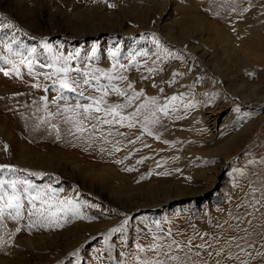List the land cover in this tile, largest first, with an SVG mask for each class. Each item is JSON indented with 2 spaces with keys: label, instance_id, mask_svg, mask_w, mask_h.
<instances>
[{
  "label": "rangeland",
  "instance_id": "obj_1",
  "mask_svg": "<svg viewBox=\"0 0 264 264\" xmlns=\"http://www.w3.org/2000/svg\"><path fill=\"white\" fill-rule=\"evenodd\" d=\"M43 43L51 46V52ZM30 48L36 53L29 55ZM70 55L67 64L73 70L67 74L69 78L76 77L79 68L101 70L118 59L122 60L121 73L125 76L131 69L138 86L148 84L147 92L164 91L171 105L167 115L158 110V116L169 122L154 147L158 154L153 161H144L150 165L140 170L148 174L160 170L158 158L170 155L168 152L186 166L206 169L207 175H216V179L197 198V207L210 211L222 202L224 182L230 181V202L255 208L262 217L263 235L253 240L248 256L250 264L264 263V0H0V84H36L48 94L58 92V99H71L73 93L61 88L53 75L55 68L64 64L57 60L52 66V57ZM150 60L157 68L163 66L160 63L166 65L139 73L138 67ZM92 74L98 77L99 72ZM73 80L80 82L79 88L101 83L100 79L89 80L85 85L83 77ZM128 85L126 92L133 93L136 85ZM107 90L113 93L110 86ZM111 96L120 104L126 98L115 92ZM144 102L143 97L135 100L127 113ZM3 124L9 132L14 127L9 120L0 119V167L7 166L0 171V179L27 182L17 183V191L28 228L16 233L5 230L0 264L147 262L144 256L152 251L137 245L138 226L147 222L142 216L150 213H156L150 221L161 220L162 209L168 206L137 207L136 196L144 187L140 181L124 179L118 162L93 165L84 157L72 160L59 155L61 164L56 167L22 163L13 158V142L1 128ZM134 143L128 146L134 156L145 159L151 153ZM109 164L116 170H110ZM187 176L184 173L183 178ZM147 183L150 186L152 180ZM28 184L43 190L46 201L55 199L58 190L66 196L71 189L80 215H73L71 208L68 215L59 210L58 217L44 227L40 215L29 216L28 212L43 208L45 215L48 205H41L39 199L29 203L27 195L34 196L36 191L30 189L25 194ZM199 184L204 185V180ZM5 190L11 194L7 186ZM192 198L170 199L169 212ZM206 199L207 204L202 205ZM92 203L98 205L96 209L90 207ZM36 220L39 223L30 226Z\"/></svg>",
  "mask_w": 264,
  "mask_h": 264
},
{
  "label": "bare ground",
  "instance_id": "obj_2",
  "mask_svg": "<svg viewBox=\"0 0 264 264\" xmlns=\"http://www.w3.org/2000/svg\"><path fill=\"white\" fill-rule=\"evenodd\" d=\"M63 58L65 57L60 59L62 64H64ZM121 61H118V59L111 60V63H107L101 70L111 73L113 77H122L123 79L114 78L109 82L98 71L99 75L97 76L101 83H91L87 87L76 88L75 91H71L74 95L71 99L68 97H61L65 100L58 99V92L48 94L44 87L42 88L45 90L36 84L35 87L32 84H0V119H4L6 123L9 120L14 126L11 132L7 131L4 124L1 128L12 139L11 151L13 158H17L20 162L30 166L45 165L50 167L59 165L61 162L59 155H65L72 160L84 157V159L95 163L93 165H103L104 162L121 163V170L124 171L123 178L140 181L141 188L144 187L142 193L136 196L134 203L137 204V207H159L160 209L161 206H168V208L162 209L161 220L157 222L150 221L153 215H156V213H150L142 216L147 222H143L138 226L139 230L136 234L137 245L140 248L152 251L144 256L147 258L148 264H157L158 261H163V264L252 263L248 255L252 251L253 240L261 239L263 235L262 217L255 208H245L244 205L238 204L236 200L230 202L232 197L227 187L230 181L224 182L223 189L225 193L223 194L222 202L210 211L197 207V198L203 196L213 186L216 179V175L208 176L206 169H199L198 165L186 166L181 158L178 159L174 157L175 154L168 152L170 155H161L158 158L162 164L160 170L149 174L140 170L142 167H149L150 164H147V162L153 161L155 154L159 152L158 148L155 149L154 147L161 140L159 139L160 132L165 131L169 121L166 120L167 118L159 117L158 110L167 105V113H169L168 104L171 105V102L168 101V97L162 89H159L158 92H147L151 88H149L148 84L146 86L144 84L138 86L136 82L138 78L136 81L132 80L134 77L131 78L133 72H130L131 69L124 76L119 69ZM152 63L154 62L151 60L146 63L143 62L141 68L138 67L137 71L140 73L151 68L161 70L166 65V62H163L160 63V66H163L157 68ZM110 64L112 65L110 66ZM84 70L79 68V73L77 72L78 75L74 76V78L67 76L69 83L71 84L73 79L78 77H83L84 80L86 78L82 75L84 72L89 74L87 79L92 81V73L97 71ZM56 75L58 81L65 79L64 73ZM129 78H131L129 83L136 85L133 93L126 92ZM35 82L37 81L35 80ZM103 83L115 85L126 93L124 96L126 98L125 100L122 99L121 104H125L129 96H133L137 92H143L141 97L144 98L145 102L140 105H145V107L140 110V114L136 116L135 120L131 121L134 126H128L129 120L123 121L122 124L116 123L112 116H105L103 111H92L86 118L82 108H75L77 101L82 105L92 103V100L84 99V97H91L93 100L101 99L102 91L97 89ZM80 91H83L84 97L78 95ZM113 93L108 91V95L103 97L105 103L100 105L102 109H106L108 105L120 104L112 101L111 94ZM116 96L123 98L117 93ZM153 100H155V103H152ZM66 102L71 104L65 106ZM65 108H71L73 111L65 112ZM136 110L134 109L127 113V108H124L119 111L121 116H130ZM76 113L80 114L77 115ZM105 119L113 121V123H103ZM119 119V117H115V120ZM212 121H216V116L212 118ZM78 127L82 131H78ZM137 130H141V133H137ZM134 134H137V136H134ZM136 141L139 144L138 147L144 149V151L151 152L147 155L148 158L145 157L144 159L141 156H134L130 152L131 149L128 146L131 143L134 145ZM1 156L3 155L1 154ZM170 157L173 159H170ZM144 161H147L146 164ZM115 167L112 164L108 165V168L113 171L116 170ZM212 169L215 170V168ZM137 171L139 172L137 173ZM184 173L189 174L188 178H183ZM202 179L205 182L204 185L199 184ZM149 180H152L150 186L147 183ZM62 193V190H58L56 191V198H50L51 203L54 205L52 209L54 212L60 210L58 207L60 201H72L73 199L70 196L71 189L66 192V196ZM183 197L193 198L187 205L180 204V206L175 207L172 213L169 212L170 199ZM207 201L208 199L203 201L202 205ZM97 206L95 203L90 205L92 209H96ZM207 207L209 206L207 205ZM63 208L69 209L71 206L65 204ZM62 212L64 213V211ZM47 214L48 211L45 216ZM252 215L257 217L253 219ZM57 217L58 215L55 218ZM39 221L32 222V225H37ZM43 224L46 228L50 226L47 220ZM41 226L43 227L42 224ZM25 228H28V224L25 222L24 216L19 220L9 219L5 216L0 221V247H4L3 245L6 241L5 230L16 233L18 232L17 229L24 230ZM171 257H177L178 259L172 260ZM2 260L4 259H0L1 262H3Z\"/></svg>",
  "mask_w": 264,
  "mask_h": 264
},
{
  "label": "snow or ice",
  "instance_id": "obj_3",
  "mask_svg": "<svg viewBox=\"0 0 264 264\" xmlns=\"http://www.w3.org/2000/svg\"><path fill=\"white\" fill-rule=\"evenodd\" d=\"M6 27H10V26H6ZM42 46L48 51L51 52V46L48 45L47 43H43ZM9 50H11V47L9 46ZM28 53L29 55L35 54L36 53V49L35 48H30L28 49ZM62 59V57L60 56H56V57H52L53 60V65H55V61ZM72 56H68L63 58L64 60V67H58L55 68V72L53 73V75H56L58 73H64L65 74V79H61L59 81L60 87L63 89H68L69 91H75L76 88L80 87V82L73 80L72 81V85H75V87H72L69 83V80L67 79V74L70 71V68L68 67L67 61L71 60ZM9 61L4 60V63H8ZM35 62V58L33 59V61L29 62V68L31 69V65L32 63ZM21 63H23V61H21ZM45 65H41V67H44ZM78 71V70H77ZM95 71H100L101 74L103 76H105L109 82H111L114 78H120L123 79L122 77H113L111 73H107V72H103L102 70L99 69H95L93 70ZM8 73H5V75H7ZM82 75L84 77H86L83 80V83L85 85L89 84V80L87 79L88 77V73L84 72L82 73ZM93 80H97L98 81V77H96L95 75H93L91 77ZM111 87V90L115 93H117L120 96H125L126 93L121 91L118 87H116L115 85H109ZM109 86H100V88H98L97 90L102 91V95H101V99L99 100H93L91 97H84V93L83 91H80L78 93L79 96L84 97V99H89L92 100V103H89L87 105H82L79 103V101H77L75 108L76 109H83V113L85 114V117L87 118L90 113L92 111L95 112H104L105 116H112L114 118V121L116 123H121L125 120H129V127L134 126L131 121L135 120L136 116H138L140 114V110L143 109L145 107V105H140L136 112L132 113L130 116H121L120 111L121 109L127 108V107H131V105L133 104V102L137 99H139L141 96H143V92H137L135 93L133 96H129L127 98V102L125 104H116V105H108V107L106 109H102L100 107V105L102 103H105V101L103 100L104 96L108 95V91L107 88ZM129 88L132 87L131 84L128 85ZM173 100L176 99V97H172ZM152 103H155V100L152 101ZM93 105H95V107H93ZM65 112H70L73 111V109L71 108H65L64 109ZM159 111L164 112L165 115H167V105H164L163 108L159 109ZM77 115H79L80 113H76ZM153 115H155V113H153ZM115 117H119V120H115ZM69 119H71V117H69ZM103 123H113V121H109L107 119H105L103 121ZM78 131H82L81 128H77ZM147 130V129H145ZM150 134V133H149ZM7 167V166H2L0 167V171H3V168ZM14 171V170H13ZM17 183H22V184H27L26 181H6L4 179H0V221H2L5 216H7L9 219H14V220H19L23 218L22 215V210L24 208V204L21 202V193L19 191H17ZM7 186V188L11 189V194H8L5 190V187ZM34 190L36 191V195H27V199L29 201V203H33L35 200L39 199L41 205L47 204L48 205V214L45 216L43 215L44 213V209H37L36 212L34 213L32 210H29L28 215L32 216L34 214H38L40 215L41 219L44 220H48L49 223L53 222L54 218L58 215V212H54L52 211L54 205L50 202V201H46L42 199L43 196V190H37V189H33V186L31 184H28L27 188L24 190L25 194H27L29 192V190ZM67 204L69 206H71V210L73 211V215H80L79 213V209L78 207H76L75 205H73L72 201H60L59 202V209L63 210L65 212V214L67 213V211H69V209L67 208H63V206ZM34 206V205H33ZM83 218V217H81ZM30 226H34V225H30ZM17 231H19V229H17ZM217 255H219V253H217ZM172 260H177V257H171ZM145 264H147V262H145ZM157 264H163V261H158Z\"/></svg>",
  "mask_w": 264,
  "mask_h": 264
}]
</instances>
